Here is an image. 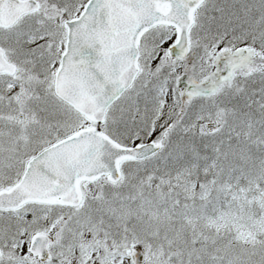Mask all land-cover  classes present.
Returning <instances> with one entry per match:
<instances>
[{
  "label": "snow or ice",
  "instance_id": "1",
  "mask_svg": "<svg viewBox=\"0 0 264 264\" xmlns=\"http://www.w3.org/2000/svg\"><path fill=\"white\" fill-rule=\"evenodd\" d=\"M0 264H264V0H0Z\"/></svg>",
  "mask_w": 264,
  "mask_h": 264
}]
</instances>
